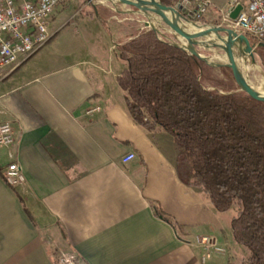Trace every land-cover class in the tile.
Listing matches in <instances>:
<instances>
[{
  "label": "crops",
  "instance_id": "1",
  "mask_svg": "<svg viewBox=\"0 0 264 264\" xmlns=\"http://www.w3.org/2000/svg\"><path fill=\"white\" fill-rule=\"evenodd\" d=\"M226 2L210 0L206 19ZM110 19L91 11L79 20L76 39L90 48L69 61L23 70L39 50L0 80V121L14 139L0 147V264H201L199 236L225 248L212 260L230 264L231 220L182 182L172 138L132 120L116 81L123 65L101 63L121 26ZM10 162L25 179L16 188L2 178Z\"/></svg>",
  "mask_w": 264,
  "mask_h": 264
},
{
  "label": "trees",
  "instance_id": "2",
  "mask_svg": "<svg viewBox=\"0 0 264 264\" xmlns=\"http://www.w3.org/2000/svg\"><path fill=\"white\" fill-rule=\"evenodd\" d=\"M158 1L167 8L178 2ZM92 12L114 22L104 6ZM115 54L132 120L172 138L182 182L200 190L216 212L235 209L233 239L250 251L241 264H264V103L233 92L224 67H211L132 21L119 28Z\"/></svg>",
  "mask_w": 264,
  "mask_h": 264
},
{
  "label": "built area",
  "instance_id": "3",
  "mask_svg": "<svg viewBox=\"0 0 264 264\" xmlns=\"http://www.w3.org/2000/svg\"><path fill=\"white\" fill-rule=\"evenodd\" d=\"M62 0H0V80L6 70L16 67L39 51L48 41L49 19ZM180 14L190 22L200 23L210 7V0H178L175 5ZM241 7L235 19L231 13ZM218 26L231 30L238 35L264 43V0H227L220 9ZM99 108L88 111L98 112ZM14 143L13 129L8 122L0 121V147ZM134 158L133 154L123 157V163ZM2 178L11 188L24 184L21 168L10 162L3 169ZM196 243L203 250L201 264L211 256H224L225 250L217 245L210 236L196 237ZM63 264H74L64 260Z\"/></svg>",
  "mask_w": 264,
  "mask_h": 264
},
{
  "label": "rangeland",
  "instance_id": "4",
  "mask_svg": "<svg viewBox=\"0 0 264 264\" xmlns=\"http://www.w3.org/2000/svg\"><path fill=\"white\" fill-rule=\"evenodd\" d=\"M96 5L112 6L110 3H107L102 0H93L91 2H88L86 0H62L55 10V14H54L55 20H52L48 26V34L52 35L53 33H55V31L59 29H60L59 31L61 32H59V34L55 36L50 42L45 44L40 49L38 55L34 59L32 58V61L28 62L27 67H25L23 70L34 69L36 68V66H38V64H40L42 67H56L60 65L61 63H63L64 61L68 59L70 60V57L68 56H73L81 52L83 49H85V46H86V49L90 48L89 44L86 41L87 38L81 37V38L76 39L75 34H76V31L78 32L81 31V28L77 26V23H79V20L83 19L84 15L91 12L92 7ZM173 9L176 12H179L176 6H174ZM114 10L116 12L112 11L114 13V16H112V18H114L116 22L110 26L111 29H116V25L122 26L124 22L129 21L127 15H122L123 12L120 7L116 6ZM152 15L154 16V18H157L156 15L154 14ZM204 19L206 21L205 24L217 25L218 23V20L211 22L210 20L206 19V17H204ZM179 22L184 24L181 20H179ZM201 23H204V22L201 21L200 24ZM164 27L168 28L165 25ZM248 40H249V44L251 47V53L250 55H247L246 58H243V57L239 58L241 74L243 75L244 78L245 76H247L248 81L251 84L255 86L264 87V48L261 47L259 43H257L254 39L248 37ZM209 43L213 47H216L219 49H222L223 47V45L219 41H210ZM107 45H108V51H106V54L100 57L102 58L101 63L105 62L104 63V66H105L106 62H109V61L111 63L113 62V67H115L116 69L118 68L119 61L116 58L115 49L114 47H113V50L112 48L109 49V47L112 46L111 41H108ZM73 46H76L77 50H72ZM187 47L189 46L187 45ZM196 48L198 50H204L206 52H209V54L205 56L208 64L214 65V66H221V64H223L222 57H219V55H217L216 53L207 51L202 45H195L193 49L196 51L197 50ZM243 49H246L245 46H243ZM220 53L225 54L223 50H221ZM252 59H253L254 64H252ZM223 214L225 218L231 220L232 217L235 215V209L231 208L230 210H228L227 212ZM235 246H236L235 249L233 248L230 249V254H229L230 264H240L242 258L247 257L250 254V251L246 246L242 244H238L236 242H235ZM223 249L225 250V248ZM212 259H213V256L211 257V261L208 262V264H227L226 259H223V260L222 259L212 260ZM65 260L72 262L71 260L67 258Z\"/></svg>",
  "mask_w": 264,
  "mask_h": 264
},
{
  "label": "water",
  "instance_id": "5",
  "mask_svg": "<svg viewBox=\"0 0 264 264\" xmlns=\"http://www.w3.org/2000/svg\"><path fill=\"white\" fill-rule=\"evenodd\" d=\"M91 2L93 0H86ZM110 3L114 8L120 7L123 14L127 15L128 20L136 23L140 29L147 32L153 33L160 41L176 46L181 49H185L190 54L197 56L201 60H207L205 56L200 55L193 48L195 45H202L207 51L216 53L219 57H222L223 64L221 66L210 65L211 67H224L228 79L233 86V92L245 96L249 99L264 103V87L255 86L248 81L247 76L244 78V82L238 79L241 72L239 58H246L247 55L251 53V47L249 40L244 35H238L231 30L225 29L221 26L214 24L205 23H194L185 19L179 12H176L173 8H167L160 4V7L151 6L155 11L161 12L165 10H172L175 12L177 18L181 20L184 24L180 26L164 27L166 21V16L160 13L159 23L156 21L154 16L150 13L141 12V2L142 0H102ZM112 6H106L112 11H115ZM241 7H236L231 13V18L235 19ZM116 12V11H115ZM211 35V37H210ZM215 35L218 41L223 45L222 49L213 47L209 42V38H213ZM214 39V38H213ZM187 45L189 47H187ZM263 45V44H262ZM245 46L246 49H243ZM224 50L225 54L220 53ZM252 64L253 59H252Z\"/></svg>",
  "mask_w": 264,
  "mask_h": 264
},
{
  "label": "bare ground",
  "instance_id": "6",
  "mask_svg": "<svg viewBox=\"0 0 264 264\" xmlns=\"http://www.w3.org/2000/svg\"><path fill=\"white\" fill-rule=\"evenodd\" d=\"M151 4H153L154 6L160 7L156 0H142L141 7H140L141 8V12H143V13H152V14L156 15L157 18H155V19H156V21L158 20V23H159V20H160L159 15H160V13H162L167 18L165 23H164V25L167 26V27L183 25L182 23L179 22V19L177 18V16H176L174 11L165 10V11L157 12V11L154 10V8L151 6ZM212 36H213L214 39L213 38H209V41H218V38L215 35H212ZM210 37H211V35H210ZM215 38H216V40H215ZM238 79L241 82L245 81L243 75L241 74V72H240V74L238 76Z\"/></svg>",
  "mask_w": 264,
  "mask_h": 264
}]
</instances>
